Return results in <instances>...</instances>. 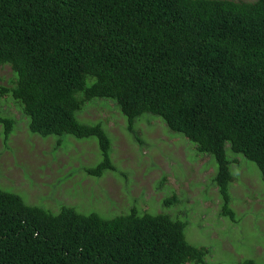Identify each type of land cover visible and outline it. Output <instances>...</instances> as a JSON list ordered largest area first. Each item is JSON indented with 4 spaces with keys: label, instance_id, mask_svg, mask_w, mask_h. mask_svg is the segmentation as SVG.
Masks as SVG:
<instances>
[{
    "label": "trees",
    "instance_id": "obj_1",
    "mask_svg": "<svg viewBox=\"0 0 264 264\" xmlns=\"http://www.w3.org/2000/svg\"><path fill=\"white\" fill-rule=\"evenodd\" d=\"M0 67L12 73L0 95L30 133L58 137L56 147L68 133L96 140L101 159L82 167L88 176L117 172L102 124L76 118L99 101L116 104L138 141L137 123L152 115L213 156L220 213L231 222L228 142L264 182V0H0ZM14 124L0 114L5 143ZM17 195L0 189V264H202L211 253L186 240L180 212L142 213L133 203L111 218L68 205L53 213Z\"/></svg>",
    "mask_w": 264,
    "mask_h": 264
},
{
    "label": "rangeland",
    "instance_id": "obj_2",
    "mask_svg": "<svg viewBox=\"0 0 264 264\" xmlns=\"http://www.w3.org/2000/svg\"><path fill=\"white\" fill-rule=\"evenodd\" d=\"M11 76L9 67H0L1 85L7 86ZM0 114L15 121L6 143L0 125V189L53 213L60 205H68L80 213L96 211L111 218L127 212L133 203L142 213L176 217L180 212L188 223L186 240L211 251L202 264H236L248 258L264 264V183L256 164L235 155L229 143L226 156L236 159L229 165L233 175L229 205L235 222L220 213L222 202L212 182L217 168L214 157L199 153L184 136L171 135L158 117L145 115L137 123L142 143L127 130L126 118L112 102L94 101L76 112L79 122H100L111 139L110 157L117 172L94 178L82 168L93 167L101 159L94 138L64 135L57 148L58 137L30 133L29 119L8 95H0ZM173 195L179 203L165 207L163 201Z\"/></svg>",
    "mask_w": 264,
    "mask_h": 264
},
{
    "label": "bare ground",
    "instance_id": "obj_3",
    "mask_svg": "<svg viewBox=\"0 0 264 264\" xmlns=\"http://www.w3.org/2000/svg\"><path fill=\"white\" fill-rule=\"evenodd\" d=\"M123 1V0H122ZM143 2V1H142ZM156 2V1H155ZM153 3V2H152ZM132 6H133V4H132ZM146 6V5H145ZM71 7V6H70ZM119 7V6H118ZM129 7V6H128ZM137 7H139V6H137ZM146 7H148V6H146ZM134 8V7H133ZM142 8V7H141ZM149 8V7H148ZM136 9V8H135ZM126 10H127V8H126ZM128 10H129V8H128ZM152 11V10H151ZM107 13V12H106ZM139 13V12H138ZM160 13V12H159ZM180 13V12H179ZM104 14V13H103ZM154 14V13H153ZM143 15V14H142ZM146 15V14H145ZM158 15V14H157ZM103 16V15H102ZM106 16V15H105ZM155 16V15H154ZM121 17H123V16H121ZM158 17V16H157ZM113 18V17H112ZM111 18V19H112ZM179 18V17H178ZM110 19V20H111ZM151 19V18H150ZM123 21V20H122ZM172 21V20H171ZM183 21H184V19H183ZM108 22V21H107ZM145 22V21H144ZM109 23V22H108ZM111 23V22H110ZM109 23V24H110ZM146 23V22H145ZM171 23V22H170ZM169 23V24H170ZM151 24V23H150ZM169 24H168V26H169ZM174 24V23H173ZM120 25V24H119ZM119 25H117V26H119ZM142 25V24H141ZM187 25V24H186ZM147 26H150V25H147ZM146 26V27H147ZM180 26V25H179ZM182 26V25H181ZM151 28V27H150ZM166 28V27H165ZM182 28V27H181ZM180 29V28H179ZM147 30V29H146ZM152 30V29H151ZM157 31H159V30H157ZM155 32V31H154ZM164 32V31H163ZM178 32V31H177ZM195 32V31H194ZM145 33V32H144ZM154 34V33H153ZM182 34V33H181ZM193 34V33H192ZM156 35V34H155ZM183 35V34H182ZM185 37V36H184ZM223 56V55H222ZM223 62V61H222ZM99 63V62H98ZM129 63V62H128ZM127 63V64H128ZM110 64V63H109ZM78 105H81V104H78ZM110 105V104H109ZM114 105H116V104H114ZM136 107V106H135ZM26 108V107H25ZM19 110H21V109H19ZM25 110V109H24ZM146 113V112H145ZM26 116H27V114H26ZM39 116V115H38ZM89 116V115H88ZM11 117V116H10ZM32 118V117H31ZM5 119H7V118H5ZM35 119V118H34ZM28 120V119H27ZM35 121V120H34ZM34 124V123H33ZM43 128V127H42ZM33 131V130H32ZM38 131V130H37ZM35 132V131H34ZM49 132V131H48ZM242 133V132H241ZM247 133V132H246ZM34 134V133H33ZM69 134V133H68ZM67 134V135H68ZM238 134V133H237ZM36 135H38V134H36ZM39 136V135H38ZM58 136V135H57ZM236 136V135H235ZM11 139V138H10ZM81 139V138H80ZM48 140V139H47ZM3 141V140H2ZM10 142V141H9ZM8 142V143H9ZM34 142V141H33ZM13 143V142H12ZM46 143H47V141H46ZM51 143V142H50ZM229 143V142H228ZM10 144V143H9ZM59 144V143H58ZM234 144V143H233ZM57 145V144H56ZM1 146V145H0ZM12 147V146H11ZM4 148V147H3ZM58 148V147H57ZM36 149V148H35ZM6 150V149H5ZM46 150V149H45ZM2 152V151H1ZM65 152V151H64ZM54 153V152H53ZM3 154V153H2ZM8 154V153H7ZM47 154V153H46ZM6 155V154H5ZM49 155V154H48ZM236 155V154H235ZM10 156V155H9ZM29 156V155H28ZM46 156V155H45ZM61 156V155H60ZM12 157V156H11ZM44 157V156H43ZM3 158V157H2ZM2 158H0V159H2ZM9 158V157H8ZM33 158V157H32ZM35 159H36V157H35ZM47 161V160H46ZM59 161V160H58ZM10 163H11V161H9ZM3 164V163H2ZM1 164V165H2ZM8 166V165H7ZM20 166V165H19ZM52 166V165H51ZM1 167V166H0ZM5 167V166H4ZM12 167V166H11ZM36 167V166H35ZM21 168V167H20ZM37 168V167H36ZM50 168V167H49ZM6 169V168H5ZM17 169V168H16ZM22 169V168H21ZM27 169V168H26ZM48 169V168H47ZM14 170V169H13ZM51 170V169H50ZM23 171V170H22ZM46 172H47V170H46ZM114 172V171H113ZM37 173V172H36ZM42 173V172H41ZM1 174H3V172L1 173ZM47 174V173H46ZM45 174V175H46ZM52 175H53V173H52ZM51 176V175H50ZM76 176V175H75ZM43 177V176H42ZM45 178V177H44ZM53 178V177H52ZM57 178V177H56ZM54 180V179H53ZM12 181V180H11ZM15 181V180H14ZM262 182V181H261ZM31 183V182H30ZM52 183V182H51ZM264 183V182H263ZM2 184V183H1ZM28 185V184H27ZM41 185V184H40ZM25 186V185H24ZM3 187V186H2ZM35 187V186H34ZM76 188V187H75ZM14 189V188H13ZM21 189V188H20ZM7 190V189H6ZM17 190V189H16ZM10 192V191H9ZM25 192V191H24ZM15 193V192H14ZM19 195V194H18ZM17 195V196H18ZM11 196V195H10ZM19 197V196H18ZM7 198H9V197H7ZM29 198V197H28ZM16 199V198H15ZM23 199V198H22ZM14 200V199H13ZM4 201V200H3ZM8 201V200H7ZM24 203V202H23ZM27 204V203H26ZM261 204V203H260ZM253 205H254V203H253ZM29 206V205H28ZM1 207V206H0ZM31 207V206H30ZM24 208V207H23ZM28 208V207H27ZM2 210V209H1ZM35 212V211H34ZM33 215V214H32ZM25 216V215H24ZM35 217V216H34ZM8 220V219H7ZM15 222V221H14ZM85 223V222H84ZM16 224V223H15ZM8 227V226H7ZM12 227V226H11ZM10 227V228H11ZM250 227V226H249ZM81 239V238H80ZM16 252V251H15Z\"/></svg>",
    "mask_w": 264,
    "mask_h": 264
}]
</instances>
